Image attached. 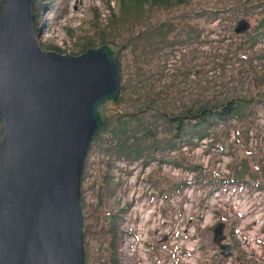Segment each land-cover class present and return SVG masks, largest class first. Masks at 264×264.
Returning a JSON list of instances; mask_svg holds the SVG:
<instances>
[{
	"label": "rangeland",
	"instance_id": "rangeland-1",
	"mask_svg": "<svg viewBox=\"0 0 264 264\" xmlns=\"http://www.w3.org/2000/svg\"><path fill=\"white\" fill-rule=\"evenodd\" d=\"M41 1L44 7L36 21L41 49L77 56L86 48L100 46L102 38L107 44L123 47L122 83H130L134 89L117 106L123 112L137 113L154 122L158 120L154 109L173 111L174 98L189 104L197 96L200 100L211 97L227 81L230 92L236 88L235 94L264 100V82L255 81L260 74L249 76L241 84L237 81L242 59L251 57L252 51L264 50V39L253 49L242 45L236 56L239 59L231 63L235 48L251 39L263 17L260 0H187L185 4L166 7L146 5L141 16L133 15L123 22L113 21L121 18L117 0ZM48 2L50 5H46ZM241 19H247L251 28L235 35L233 30ZM148 28L152 34L156 28L162 30L167 38L158 56L140 55L139 49L148 46L152 37L157 38L148 33L143 40H136L135 34ZM226 53L231 61L225 76H221L213 72V67L224 61ZM148 99L153 101L152 110L146 109ZM176 105L179 111L181 104ZM251 110L254 114L247 125H236L228 140L223 136L227 141L223 145H229L231 155L209 152L203 141L193 150L183 148L182 156H175L176 160L197 166L194 172L168 163L174 156H165L166 163L159 162L161 156H156L147 165L138 162L128 167L115 162V197L110 207L101 210H125L120 218V257L124 264H264V106L254 104ZM107 161L94 149L82 183L83 213L90 228L85 235L87 264H102L107 254V239L93 225V219L100 214L97 198ZM242 162L243 178L238 183L231 182L232 171L241 170ZM217 176L225 177L226 182H215ZM184 182L189 186L179 192L177 188ZM219 222L225 224L226 239L222 244L233 247L228 258L212 243L213 229Z\"/></svg>",
	"mask_w": 264,
	"mask_h": 264
},
{
	"label": "water",
	"instance_id": "water-1",
	"mask_svg": "<svg viewBox=\"0 0 264 264\" xmlns=\"http://www.w3.org/2000/svg\"><path fill=\"white\" fill-rule=\"evenodd\" d=\"M34 2L0 7V264H84L81 175L94 136L121 113L123 47L41 49ZM250 28L241 19L233 33ZM224 228L212 243L228 258Z\"/></svg>",
	"mask_w": 264,
	"mask_h": 264
},
{
	"label": "trees",
	"instance_id": "trees-1",
	"mask_svg": "<svg viewBox=\"0 0 264 264\" xmlns=\"http://www.w3.org/2000/svg\"><path fill=\"white\" fill-rule=\"evenodd\" d=\"M119 3V10L121 18H114L115 22H123L125 20L131 19L134 16H141L143 9L146 5H163L169 6L172 4H185L187 0H117ZM46 5H50L48 2ZM45 5V6H46ZM110 8L109 3L106 4ZM263 11V17L259 20L256 27L254 28V34L251 36V39L247 43H242L237 48H235L233 54L234 60L231 61V57H228L230 50L224 55V61L220 63L217 67H213V72L218 73L221 76H225L227 71L228 61L231 63L237 61L239 58L237 52L241 51L242 45L248 44L249 49H253L256 43L259 40L264 39V0H260L258 4ZM33 8L34 14V28L36 33L37 30V20L39 16L42 15V9L44 4L41 0H35ZM1 7V0H0ZM161 26H163L161 24ZM148 33L153 36H157L156 40L152 37L151 42L148 46L145 45L143 50H140V55L143 56L145 53L150 56L162 54L161 50L166 47L168 41L165 36V33L162 30L158 31V28L152 34L149 32V28L144 31H138L135 34L136 40H143ZM247 33V32H246ZM101 45L107 44L102 38ZM234 44L230 42V47H233ZM86 48L83 52H85ZM160 52V53H159ZM122 54V53H121ZM121 57V56H120ZM243 66L239 71L240 77L237 78V81L241 84L250 76H257L255 81L260 79L264 82V50L252 51V56L249 58H243ZM255 65V66H254ZM122 67L120 63V77H121ZM230 79V78H229ZM236 79V78H235ZM234 79V80H235ZM236 81V80H235ZM213 83L215 81H212ZM122 83V77H121ZM211 82H208L210 85ZM222 83V82H221ZM122 83L121 98L118 101V105L123 101L124 96L130 95L134 90L131 89V85ZM208 85L203 89L208 91ZM142 86V85H141ZM221 89L215 91V94L211 97H203L200 100V97L190 99L189 104L186 102H180L177 98L173 99L174 110L171 112H164L162 110L154 109L155 117L157 121L151 122L144 117L140 116L137 113H128L119 110L121 113L116 114L113 117H110L107 123L101 128L96 136H94L90 147L87 152V156L84 162L82 175H81V188H80V202L82 209H84V204L82 202V183L85 179V169L88 162L89 154L95 149L98 153L107 157L108 161L106 162V168L103 176V183L100 187V195L97 198V206L100 210V214L95 216L93 219V225L96 226L98 231L104 234L107 239V254L105 260L102 264H124L122 257H120V218L121 213L125 210H109L103 212L101 208L110 207L111 199L115 197V184L112 179V171L115 169V162H123L126 167L131 166L135 163L147 165L148 163L154 162L156 156H161L159 162L166 163L165 156H174L173 159H169L168 163L177 168H183L188 172H194L197 166H192L185 162V160H176L175 156L178 154L182 156L183 148L193 150L198 145H201V142H206L207 151L217 150L222 153H227L231 155V152L228 150L225 144L226 140L223 139V136L227 140L231 137L232 131L235 132V127L247 125L248 120L254 114V111L251 110L254 104H259L264 106L263 99L253 100L252 97L247 95L235 94L236 88L232 89L229 86V82L222 83ZM136 89L138 86H134ZM149 93L147 92V97ZM258 96H263L258 94ZM146 109L152 110L151 99L146 101ZM180 105L179 106L176 104ZM176 105V107H175ZM178 107V108H177ZM161 120V124L160 121ZM247 131V128H245ZM1 132V125H0ZM160 134H163L161 137ZM238 136V132H236ZM247 135V133H246ZM244 162L241 164V170L232 171L234 178L230 181L238 183L243 178L242 170L244 167ZM231 169V167L229 166ZM232 170V169H231ZM230 170V172H231ZM221 177L220 175H218ZM215 179L217 183L226 182L225 177L223 179ZM212 181L211 183H213ZM210 183V184H211ZM187 182L182 183L177 190L179 192L183 191L184 187H188ZM256 188H261V185H255ZM84 214V213H83ZM87 216L84 215V247H85V235L90 228L86 223ZM86 251L84 255V264H87Z\"/></svg>",
	"mask_w": 264,
	"mask_h": 264
}]
</instances>
